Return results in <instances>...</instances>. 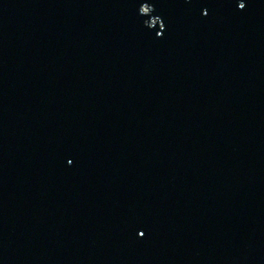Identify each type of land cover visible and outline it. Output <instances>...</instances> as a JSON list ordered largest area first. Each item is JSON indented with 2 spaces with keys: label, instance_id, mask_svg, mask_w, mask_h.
I'll list each match as a JSON object with an SVG mask.
<instances>
[{
  "label": "water",
  "instance_id": "obj_1",
  "mask_svg": "<svg viewBox=\"0 0 264 264\" xmlns=\"http://www.w3.org/2000/svg\"><path fill=\"white\" fill-rule=\"evenodd\" d=\"M0 264H264V0H0Z\"/></svg>",
  "mask_w": 264,
  "mask_h": 264
},
{
  "label": "snow or ice",
  "instance_id": "obj_2",
  "mask_svg": "<svg viewBox=\"0 0 264 264\" xmlns=\"http://www.w3.org/2000/svg\"><path fill=\"white\" fill-rule=\"evenodd\" d=\"M241 7L244 8V7H245V4H242ZM142 234H143V233H142Z\"/></svg>",
  "mask_w": 264,
  "mask_h": 264
}]
</instances>
